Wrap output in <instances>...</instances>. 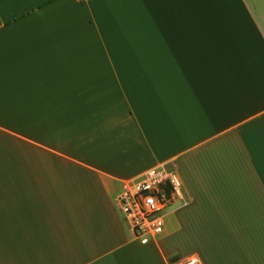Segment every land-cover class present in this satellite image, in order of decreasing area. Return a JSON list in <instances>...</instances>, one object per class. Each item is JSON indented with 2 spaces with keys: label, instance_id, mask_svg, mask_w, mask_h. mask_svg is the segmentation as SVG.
<instances>
[{
  "label": "crops",
  "instance_id": "0c3cea01",
  "mask_svg": "<svg viewBox=\"0 0 264 264\" xmlns=\"http://www.w3.org/2000/svg\"><path fill=\"white\" fill-rule=\"evenodd\" d=\"M166 164L187 204L115 207ZM264 264V0H0V264Z\"/></svg>",
  "mask_w": 264,
  "mask_h": 264
},
{
  "label": "built area",
  "instance_id": "2783aa9c",
  "mask_svg": "<svg viewBox=\"0 0 264 264\" xmlns=\"http://www.w3.org/2000/svg\"><path fill=\"white\" fill-rule=\"evenodd\" d=\"M187 202L177 172L166 164H158L127 180L115 198V207L133 235L147 242L161 235L166 217ZM179 264H200V261L189 257Z\"/></svg>",
  "mask_w": 264,
  "mask_h": 264
},
{
  "label": "rangeland",
  "instance_id": "374dc122",
  "mask_svg": "<svg viewBox=\"0 0 264 264\" xmlns=\"http://www.w3.org/2000/svg\"><path fill=\"white\" fill-rule=\"evenodd\" d=\"M165 221H166V220H165ZM161 235H162V234H161ZM161 235H158L157 238L160 237Z\"/></svg>",
  "mask_w": 264,
  "mask_h": 264
}]
</instances>
